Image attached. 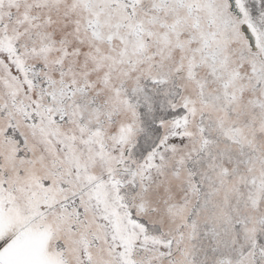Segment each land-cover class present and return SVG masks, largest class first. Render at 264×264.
Here are the masks:
<instances>
[{
    "label": "snow or ice",
    "instance_id": "1",
    "mask_svg": "<svg viewBox=\"0 0 264 264\" xmlns=\"http://www.w3.org/2000/svg\"><path fill=\"white\" fill-rule=\"evenodd\" d=\"M0 264H264V0H0Z\"/></svg>",
    "mask_w": 264,
    "mask_h": 264
}]
</instances>
